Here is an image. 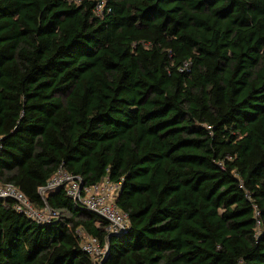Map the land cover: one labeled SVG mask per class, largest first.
<instances>
[{"label":"trees","instance_id":"trees-1","mask_svg":"<svg viewBox=\"0 0 264 264\" xmlns=\"http://www.w3.org/2000/svg\"><path fill=\"white\" fill-rule=\"evenodd\" d=\"M0 183V264H264V0H0Z\"/></svg>","mask_w":264,"mask_h":264},{"label":"built area","instance_id":"built-area-1","mask_svg":"<svg viewBox=\"0 0 264 264\" xmlns=\"http://www.w3.org/2000/svg\"><path fill=\"white\" fill-rule=\"evenodd\" d=\"M56 187H63L72 199L80 201L87 209L106 219L107 231L120 232L128 226L127 213L118 209L114 204L119 188L116 182L103 178L98 183L85 185L80 177L60 167L46 185L39 188V192L44 195L47 190ZM0 198L13 199L14 209L36 221H43L52 216L49 210H37L24 193L11 183H0ZM78 236L82 250L92 256L96 264H100L105 256V246H102L95 237L81 230L78 231Z\"/></svg>","mask_w":264,"mask_h":264},{"label":"water","instance_id":"water-1","mask_svg":"<svg viewBox=\"0 0 264 264\" xmlns=\"http://www.w3.org/2000/svg\"><path fill=\"white\" fill-rule=\"evenodd\" d=\"M81 186H82V184H81ZM81 186H80V187H81ZM0 199H2V198H0ZM104 259H105V256H104L103 259L101 260V263H100V264L103 263Z\"/></svg>","mask_w":264,"mask_h":264}]
</instances>
